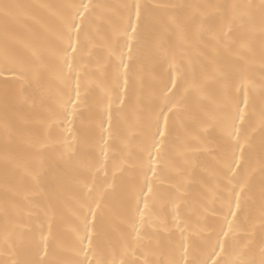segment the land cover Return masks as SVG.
Listing matches in <instances>:
<instances>
[{
	"label": "bare ground",
	"instance_id": "1",
	"mask_svg": "<svg viewBox=\"0 0 264 264\" xmlns=\"http://www.w3.org/2000/svg\"><path fill=\"white\" fill-rule=\"evenodd\" d=\"M134 2L0 0V264H72L82 259V254L77 256L73 251L72 229L77 223L73 210L86 186L105 193L96 226L114 245L107 259L114 258L116 264L121 260L144 264L145 259L181 256L182 241L191 235L181 231L185 225L200 229L197 240L201 247L194 253L196 258H206L219 232L227 254L216 259L235 261V250L242 251L244 259L259 264L264 249L261 0H139L147 7L140 43L133 54V71L125 86L123 76L117 80L112 63L104 59L103 45L112 36V25L120 23L124 10L118 6ZM81 3L93 6L84 24L98 43L95 51L102 69L97 70L94 59L91 74L80 79L83 103L75 111L70 105L69 115L53 123L48 108L67 89L51 79L53 59L49 49L55 43L60 16L68 11L64 6ZM4 5L13 7L5 10ZM97 26L99 32L95 33ZM181 27L190 44L182 40ZM229 29L231 36L219 43L209 39L213 33L223 34ZM198 31L203 34L201 43L191 40ZM157 32L166 37L160 49L152 43ZM5 47L18 63L30 69L27 79L6 70ZM172 56L182 61L187 76L193 70L199 75L202 67L220 69L233 83L243 79L247 85L239 170L247 183L235 222L238 226L226 238L220 231L221 227L228 230L224 220L228 208L223 160L226 154L230 157L235 141L226 133L230 107L217 87L209 90L215 98L208 104L214 119L204 117L209 123L195 122L191 108L170 114V135L157 164V175L153 177L148 170L145 177L147 154L140 152L142 133L154 111H158L159 102L153 92ZM72 95L75 99V91ZM240 104L245 107L243 88ZM160 123L163 128V118ZM236 152L239 156V147ZM149 181L153 193L149 194V207L141 222L139 213L132 211L135 193L141 188L147 193L145 185ZM140 200L144 208L143 195ZM232 207L236 210L234 196ZM133 219L139 236L132 230Z\"/></svg>",
	"mask_w": 264,
	"mask_h": 264
},
{
	"label": "snow or ice",
	"instance_id": "2",
	"mask_svg": "<svg viewBox=\"0 0 264 264\" xmlns=\"http://www.w3.org/2000/svg\"><path fill=\"white\" fill-rule=\"evenodd\" d=\"M3 7L7 10L13 6L4 5ZM64 7L68 11L60 16L59 27L55 33V43L49 49V55L53 59L51 79L59 81L67 89L66 92L59 93L55 97L54 106L48 108L49 116L53 123H57L61 116L67 117L69 115L70 105L72 106V111H75L83 103L80 92V79L82 75L88 76L91 74V65L94 59L96 60L97 70L100 71L102 69L100 58L95 51L98 43L93 35L86 32L84 24L93 6L88 3H81L68 4ZM118 7L124 11L120 13V23L112 25L111 38L105 39L103 47L106 55L104 59L106 62L112 63L115 78L119 80L122 75L125 86H127L129 74L133 71L132 62L135 60L133 54L140 43L141 24L144 20L147 6L141 4L139 0H135L134 3L122 4ZM259 7L262 15H264V0H261ZM93 32L98 33L99 26L95 27ZM180 32L182 40L190 44L191 41L185 35L182 27ZM230 36L231 29L223 34L213 33L209 39L219 43L221 39ZM165 39L163 32H157L153 34L152 43L155 48L160 49L163 47ZM191 40L197 43L203 42L202 32L198 31ZM125 48H127V52H125ZM4 60L7 71L15 73L18 78L27 79V73L30 69L23 63H18L11 56L7 47L4 50ZM113 61L115 62L113 63ZM121 69H123V72H121ZM73 78H75V88L72 87ZM214 86L222 92L225 102L230 107L225 130L227 135L235 141L232 145L230 157L226 154L223 160L222 178L225 181L223 187L224 191L227 192L228 208V211L224 214V220L227 223L228 230L225 231L221 227L220 231L223 232V236L226 238L234 230V227L238 226L235 222L239 216V210H241V194L247 183V177H241L239 171L244 150L241 136L243 125L246 121L248 104L247 85L244 80L241 79L239 84H235L220 69L209 71L203 67L199 75L193 70L192 74L187 76L182 61H178L176 56H172L169 59L168 69L165 70L155 85L153 95L159 102L158 111H154L143 129L144 140L140 145V152L147 154L146 179L148 170L155 177L158 172L157 164L161 161L163 146L170 135L168 128L170 114L176 115L183 109L191 108L195 122L201 124L209 123L210 121L205 120L204 117H211L208 111V104L214 103L215 98L209 90ZM242 88L244 89L245 105L243 108L240 104ZM73 91H75V99L72 95ZM46 94H50V90ZM261 117V127L264 128V112L261 113ZM161 118L164 121L163 128L160 123ZM211 118L214 119V117ZM237 147L240 149L239 156L236 152ZM153 151H155V155H153ZM141 166H144L143 161H141ZM260 167L261 170H264V160L260 161ZM145 186L148 189L147 193L143 192V188L140 189V192L135 193L136 201L132 209L133 213H139L141 222L145 215V209L149 207V194L153 193L150 181ZM237 187L240 189L239 192L236 191ZM86 189L78 200L77 207L73 210L77 223L72 229L75 237L73 251L77 256L82 254L83 258L73 261L72 264H116L114 258L112 260L107 259V252L108 250L114 251V245L110 240L102 236L96 226L97 211L101 208L105 193L97 191L93 187L86 186ZM141 195L144 196V208L140 207ZM233 196L235 197L236 210H233L232 207ZM262 213H264V208H262ZM229 214L232 217L231 219H229ZM131 227L139 236L135 219H133ZM177 227H180V225L177 224ZM181 231H189L191 233L189 237H184L182 241L181 256L170 255L165 259H157L155 261L145 259L144 264H181V260H183V264H209V260H211V264H256L255 260L244 259L242 251L237 252L235 250L234 255L237 256L235 261L216 259L215 257H220L222 253L227 254L226 242L220 238L219 232L216 234V242L211 245V251L207 252L206 258L198 259L194 253L201 247L197 240L200 236V229H192L185 225ZM44 239L46 241L47 237H44ZM204 243L206 244V242ZM217 247H219V251H217ZM159 251L160 255H164L163 250ZM190 254L193 255L192 259H189ZM120 264H131V262L121 260ZM259 264H264V249H261Z\"/></svg>",
	"mask_w": 264,
	"mask_h": 264
}]
</instances>
